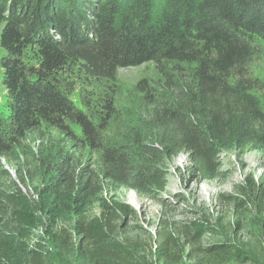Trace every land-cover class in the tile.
I'll list each match as a JSON object with an SVG mask.
<instances>
[{
  "label": "rangeland",
  "instance_id": "rangeland-1",
  "mask_svg": "<svg viewBox=\"0 0 264 264\" xmlns=\"http://www.w3.org/2000/svg\"><path fill=\"white\" fill-rule=\"evenodd\" d=\"M244 38L252 50L244 75L264 82V38ZM6 56L0 45V264H36L31 250L44 264L52 257L88 264L73 229L75 216L53 221L40 198L45 187L73 192L83 184L129 205V215L118 214L111 238L126 247L132 264H264V147L217 148L216 176L203 178L179 130L198 120L192 114L203 121L206 111L194 65L147 62L98 76L79 65L61 71L59 86L88 118L93 139L81 123L64 117L14 130L3 83ZM24 62L37 64L36 48L26 49ZM238 72L232 71L231 82L239 81ZM251 94L263 101L262 91ZM169 140L175 145L166 149ZM151 168L163 178V189L146 184ZM141 183L147 192L135 188ZM21 200L41 220L33 227L16 217ZM100 213L94 201L87 215ZM164 241L171 252L167 261L156 256Z\"/></svg>",
  "mask_w": 264,
  "mask_h": 264
},
{
  "label": "trees",
  "instance_id": "trees-1",
  "mask_svg": "<svg viewBox=\"0 0 264 264\" xmlns=\"http://www.w3.org/2000/svg\"><path fill=\"white\" fill-rule=\"evenodd\" d=\"M0 26V45L7 52L3 83L17 132L64 117L81 123L94 139L88 118L75 110L58 83V74L71 66L98 76L147 62L189 64L206 111L203 121L192 114L198 120L180 125V142L203 178L216 176L217 148L264 147V82L244 75L252 57L244 37L264 38V0H0ZM30 47L36 48L35 66L24 62ZM234 70L239 71L237 83L230 81ZM253 89L262 91L263 101L251 94ZM174 145L175 140L164 143L166 149ZM145 180L165 187L152 168ZM135 188L148 191L143 183ZM99 193L88 184L73 192L45 187L40 198L53 221L75 216L73 229L88 264H132L126 247L111 238L118 214L129 215L130 207L117 196ZM94 201L101 213L89 217ZM30 208L21 200L15 212L20 223L33 227L41 220ZM168 247L164 241L158 248L159 260L170 258ZM31 254V263L44 264L41 255ZM51 264L69 263L52 257Z\"/></svg>",
  "mask_w": 264,
  "mask_h": 264
}]
</instances>
